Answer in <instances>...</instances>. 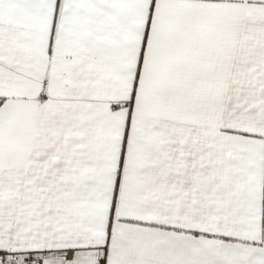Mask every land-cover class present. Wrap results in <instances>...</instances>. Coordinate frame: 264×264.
<instances>
[{
    "label": "snow or ice",
    "instance_id": "obj_1",
    "mask_svg": "<svg viewBox=\"0 0 264 264\" xmlns=\"http://www.w3.org/2000/svg\"><path fill=\"white\" fill-rule=\"evenodd\" d=\"M0 264H264V0H0Z\"/></svg>",
    "mask_w": 264,
    "mask_h": 264
}]
</instances>
